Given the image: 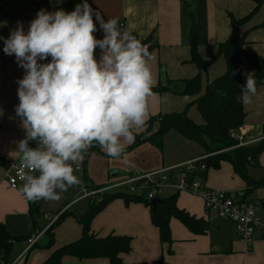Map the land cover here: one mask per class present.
Here are the masks:
<instances>
[{"label":"crops","instance_id":"obj_1","mask_svg":"<svg viewBox=\"0 0 264 264\" xmlns=\"http://www.w3.org/2000/svg\"><path fill=\"white\" fill-rule=\"evenodd\" d=\"M89 5L94 12H99L105 21L108 18H117L118 26L122 24L121 31L136 36L139 41L147 40V44L155 46L150 52L151 59L148 61L154 77L153 87L167 83L169 91L152 94L148 98L144 124L149 118L159 114H176L186 112L188 107H195L193 101L199 96L189 97L177 94L183 87V81L199 74L196 66L190 62V34L192 32L195 34L200 58L210 61L215 58L218 44L226 41L230 36L231 19H242L253 13L241 26L240 33L245 36V50L264 58V30L259 28L264 21V0H92ZM40 9L48 12L56 10L70 12L74 7L70 5L69 0H20L19 2L0 0V37L7 38L9 33L15 30L18 21L26 31L29 22L35 18L36 12ZM93 20L95 23L94 17ZM97 29L94 36L100 39L103 33L98 26ZM2 49L3 40H0V109L3 110V115H0V224L11 236L22 238L12 244L13 253L12 256L9 254L6 264H15L23 255L27 256L36 247L45 250V255L41 261H34L32 264H42L53 251L77 241L82 235V228L74 219L77 226L61 234L58 239H53V245L48 248L49 239H46L45 235L48 238L46 231L51 226L49 218L63 210L68 215L58 224L67 217H82L89 200L82 198L84 187L89 190L105 188L126 179L131 172L128 176L121 175L117 171L123 169L112 167L107 170L109 179L119 176L121 179L118 178L112 182H108V179L106 183L97 185L87 175L81 179V169L74 167V174L82 186H75V184L67 187L66 190L59 192L58 200L34 201L37 214L32 219L28 213L27 199L21 191L24 182H20L17 189H12L4 178L9 165L20 163L16 146L25 137V132L14 111L18 104L16 81L23 77L24 69L17 65L14 56L4 54ZM99 55L100 50L96 49L94 56L98 59ZM42 62L46 63L47 60ZM224 71V59L221 57L214 59L206 70L199 74L201 93L206 84L220 77ZM248 72H251V68L249 63L244 61L242 64L243 85L245 83L244 74ZM242 105L245 113L242 126L249 131L251 139H259L254 143L257 144L264 140V85L256 86L251 103ZM191 113L194 114V112ZM189 116L194 121L187 116L188 119L194 124L202 123V120L198 122L193 115ZM156 127L157 125L154 124L144 136L147 137L154 133ZM142 132L144 131L138 130L134 133L141 134ZM35 143V141H29L28 146L34 147ZM161 144V149L158 150L153 144L141 143L115 159L129 156L135 162L136 158L133 171L138 170L146 174L180 166L211 155L202 145L184 138L175 131L164 135ZM99 148L100 153L89 157L86 164L97 157L104 156L102 148ZM81 161L84 163L83 158ZM257 164V167L247 172V176L252 181H263L264 151L258 156ZM117 165L122 167L123 164ZM109 173L110 175L117 174L111 177ZM259 173H262V180L256 178ZM203 175L202 188L243 194L246 187L244 181L226 162H220L218 169H209ZM258 190L261 191L257 194ZM163 192L159 199L175 196L176 207L196 219H201L206 224V230L201 234H195L177 219L170 218L168 226L171 242L161 244L157 230L151 224L150 215L142 209V206L130 204L131 206L124 207L119 202L121 199H114L93 218L90 225L91 231L98 237H105L111 233L129 237L131 250L121 256L125 264H156L158 260H163L167 264H264V237L259 232L256 233L252 244L246 246L241 242L238 228L232 222L216 212L204 211L199 196L176 193L173 190ZM260 200L263 201L260 202ZM242 203L261 205L257 210V215L263 218L264 188L247 195ZM34 228L40 232L37 234ZM51 232L53 235V230ZM36 235L37 241L29 249L27 240ZM27 236L30 237L27 238ZM39 242L41 246L38 245ZM44 246L45 249L42 248ZM1 257H4L2 250H0V259ZM60 264L109 263L103 258L78 260L65 256Z\"/></svg>","mask_w":264,"mask_h":264},{"label":"clouds","instance_id":"obj_2","mask_svg":"<svg viewBox=\"0 0 264 264\" xmlns=\"http://www.w3.org/2000/svg\"><path fill=\"white\" fill-rule=\"evenodd\" d=\"M97 26L100 39L94 36ZM0 40L4 54L24 69L16 81L14 108L25 132L16 146L22 194L29 201L58 200L59 192L79 183L73 166L89 146L95 143L119 157L143 127L153 94L151 55L121 31L117 18L105 21L88 0L70 12L40 9L26 31L18 21ZM244 75L239 101L250 104L255 76ZM29 141L35 146L29 147Z\"/></svg>","mask_w":264,"mask_h":264},{"label":"trees","instance_id":"obj_3","mask_svg":"<svg viewBox=\"0 0 264 264\" xmlns=\"http://www.w3.org/2000/svg\"><path fill=\"white\" fill-rule=\"evenodd\" d=\"M91 1L92 0H88V3ZM69 2L70 5L75 8L76 5L81 3V0H69ZM251 15H253V13L242 19H231L230 36L226 41L218 44L214 58L217 59L221 57L224 59L225 71L220 77L206 84L203 93H201V76L199 74L205 71L206 67H208L214 59L204 61L200 58L197 51L195 34L193 32L190 34V62L196 66L199 74L191 79L183 81V87L177 94L189 97L199 96L193 101V105H195L202 123L199 125L194 124L188 119L185 111L176 114H159L151 117L140 129L144 132L141 134L134 133V140L129 146L123 149L121 154L129 152L145 142L155 145V147L160 150L163 136L170 131H175L184 138L202 145L206 149V152L209 155L211 154L206 158L197 160V164H203L205 170L202 172L198 171V173L196 172L194 174L195 176L203 177V174H205L207 170L218 169L220 162H228L233 172L239 176L246 185L242 194L243 200L255 190L264 188V180H250L246 170L249 166L257 167V158L264 151V140L254 145L229 150L236 145V142L230 138V131L236 130L238 127L242 126L245 118L243 105L239 101L241 87L243 86L242 64L244 61L249 63L251 73L255 76L256 86L264 85V58L245 50V36L240 33L241 26L246 23ZM259 28L264 30V21L260 24ZM140 42L146 46L149 53L155 47L154 45L147 44V40H142ZM167 91H169L167 83L152 87L153 94H162ZM154 124L157 125L155 132L145 137L144 134L148 133ZM99 147L100 146L93 143L83 152L84 164H86L89 157L100 153ZM219 151H225V153L212 155ZM102 195L103 197L100 200H95L93 198L88 200L86 211L82 217L76 218L73 216L82 228L80 239L56 249L42 264H60L61 259L65 256L78 260L103 258L107 259L109 264H125L121 256L130 252L131 239L126 236H118L112 233L105 237H98L90 228L93 218L114 199H121L126 205L130 202H143L149 208L150 221L152 226L157 230L161 244H169L171 242L168 226L170 218L177 219L189 231L195 234H201L206 230V224L201 219H196L194 216H190L187 212L176 207L175 196L162 199V203L152 208L148 201L126 191H108ZM262 201L263 200H260V202ZM27 204L28 213L33 219L37 214L34 201L27 200ZM67 215L65 210L60 213L55 222L46 231L48 232L49 239L47 244L48 248L53 245V235L51 231L54 226ZM33 230L35 232L36 228ZM39 232L38 230L36 231L37 234ZM29 237L30 236H27V238ZM21 239L22 238L11 236L5 227L0 224V250L3 251L4 257H1V260L4 261V264H6L12 244ZM156 264L167 263L163 260H158Z\"/></svg>","mask_w":264,"mask_h":264},{"label":"built area","instance_id":"obj_4","mask_svg":"<svg viewBox=\"0 0 264 264\" xmlns=\"http://www.w3.org/2000/svg\"><path fill=\"white\" fill-rule=\"evenodd\" d=\"M12 1L19 2L20 0ZM119 26L121 28L122 24ZM132 37L138 40L136 36ZM230 138L236 142V145L231 149L250 146L259 140L251 139L249 131L244 126H240L236 130H231ZM19 166L20 163L11 164L5 171L4 178L12 189H17L18 184L23 182L17 175ZM204 170L205 166L203 164H197V160L146 174L134 170L126 179L106 186L105 188L89 190L84 187L82 190V198L90 199L103 192L122 190L140 196L149 202L154 198H160L164 190H173L176 193H187L199 196L202 200L204 211L216 212L232 222L238 228V235L241 242L246 246L252 244L257 232L264 237V217L262 218L257 215V210L261 205L256 203H242L243 198L240 193L219 192L202 188L196 181L194 174ZM58 215L49 218L50 225L55 222ZM36 241L37 235L29 238L27 240L28 248L30 249L34 246ZM0 264H4V261L1 259Z\"/></svg>","mask_w":264,"mask_h":264},{"label":"rangeland","instance_id":"obj_5","mask_svg":"<svg viewBox=\"0 0 264 264\" xmlns=\"http://www.w3.org/2000/svg\"><path fill=\"white\" fill-rule=\"evenodd\" d=\"M188 108H187V111L185 112L187 114V116L190 118L189 115L191 114V115H193V117H196L198 122H200L201 119H200V117H199V115L197 113L196 108L193 107V106L188 107ZM190 111L194 112V114L191 113ZM191 120L194 121L193 119H191ZM168 133H166V134H168ZM128 144L129 143L125 144L124 146H127ZM229 150H232V149L230 148ZM102 152H103L102 154H104V156L97 157L94 160L89 161L88 164H86V165L84 163H82V161L81 162L78 161L73 166V167H78V168L81 169V174H80L81 179H84V175H87L92 180L93 183H95L97 185H100L103 182H105V183L107 182V180L109 179L107 170L108 169H112V167H117V168L123 169V170H121V171L119 170L117 172H120L121 175H125V176H128L130 172L131 173L133 172V169H134L136 161H137L136 158H135V160H136L135 162L132 161L131 157H129V156L124 157L123 155H122L123 158L121 157L120 159L108 158V156L106 155V152H105L104 149H102ZM222 153H225V151L215 152L214 155H219V154H222ZM136 157H138V156H136ZM226 163H228V162H226ZM117 164H119V165L123 164V165H122V167L121 166L119 167ZM252 168L253 167H247L246 168L247 172L252 171L253 170ZM110 173H109V175H110ZM261 175H262V173H259L257 175V177H256L257 180H262L263 179V178H261V177H263ZM118 178L121 179V177L119 176L117 178L109 179L108 182H112V181L118 180ZM196 181L201 185L203 183V177H197ZM75 186H82V184L79 181V183L76 184ZM112 191H121V190H112ZM164 191H166V190H164ZM260 191L261 190H258L256 193L258 194ZM103 193H105V192H103ZM103 193L97 194L96 196L93 197V199H96V200L101 199L103 197V195H102ZM117 200H120V199H117ZM119 202L122 203V205L124 207H126L127 205H130V204L140 205V206L143 207L142 209L145 210L148 215H150L149 214V208L143 202H140V203L139 202L138 203L130 202L127 205L124 203L123 200H120ZM124 210H127V209H124ZM76 226H77L76 222L74 221V218L72 216L65 218L62 223L54 226V228H53V239L54 240L58 239L61 236V234L71 230L72 228H75ZM45 238L48 239L46 235H45ZM38 245L41 246L40 242L38 243ZM42 248L45 249V246L42 247ZM12 253H13V248H11L10 251H9L10 256H12ZM44 255H45V250L39 249V248L36 247L27 256L23 255L22 258L20 260H18L15 264H32V262H34V261H41L43 259ZM75 262H77V261H75Z\"/></svg>","mask_w":264,"mask_h":264},{"label":"water","instance_id":"obj_6","mask_svg":"<svg viewBox=\"0 0 264 264\" xmlns=\"http://www.w3.org/2000/svg\"><path fill=\"white\" fill-rule=\"evenodd\" d=\"M117 173H113V174H111L110 176L111 177H113V176H115ZM163 201L161 200V199H159V198H154V199H152L151 201H149V205L152 207V208H154L156 205H158V204H160V203H162Z\"/></svg>","mask_w":264,"mask_h":264}]
</instances>
